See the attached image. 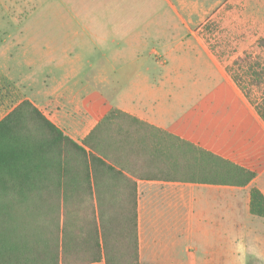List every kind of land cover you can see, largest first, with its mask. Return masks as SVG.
I'll return each instance as SVG.
<instances>
[{
	"label": "trees",
	"instance_id": "16d2710c",
	"mask_svg": "<svg viewBox=\"0 0 264 264\" xmlns=\"http://www.w3.org/2000/svg\"><path fill=\"white\" fill-rule=\"evenodd\" d=\"M250 74L264 118V71ZM255 176L118 108L79 143L24 100L0 122V264H141L136 178L246 186ZM251 213L264 217L256 187Z\"/></svg>",
	"mask_w": 264,
	"mask_h": 264
},
{
	"label": "crops",
	"instance_id": "0c3cea01",
	"mask_svg": "<svg viewBox=\"0 0 264 264\" xmlns=\"http://www.w3.org/2000/svg\"><path fill=\"white\" fill-rule=\"evenodd\" d=\"M54 50L48 47L44 51L48 65L41 66L49 68V77L61 66ZM3 54L8 59L6 51ZM114 57L122 60L123 54ZM136 60L128 66L134 67ZM24 61L28 66L34 64L28 58ZM115 65L118 63L108 53H103L99 64L91 62V68L100 71L87 83L86 95L80 96L73 86L61 84L35 89L37 72H22L13 63L0 61V122L24 100H30L46 118L82 143L112 108H118L256 172L246 186L136 178L140 261L232 264V243L243 244L246 252L264 259V217L251 213V189L256 187L264 195V118L257 109L261 99L244 92L222 67L221 74L232 86L230 93L201 94L198 102L197 98H184L188 94L140 93L113 105L109 100H117L118 94L113 88L110 93L112 81L107 71ZM70 79L69 74L64 83ZM125 81L122 78L119 83ZM127 81L132 82L130 78ZM142 84L143 89H152L151 79L139 82L140 90ZM15 124L21 130L26 126L37 130L39 120L18 118Z\"/></svg>",
	"mask_w": 264,
	"mask_h": 264
},
{
	"label": "rangeland",
	"instance_id": "374dc122",
	"mask_svg": "<svg viewBox=\"0 0 264 264\" xmlns=\"http://www.w3.org/2000/svg\"><path fill=\"white\" fill-rule=\"evenodd\" d=\"M48 47L61 63L50 77L41 68ZM103 53L118 63L107 71L110 93L118 94L109 104L150 92L188 94L196 102L201 94L230 93L222 67L259 97L250 72L264 71V0H0V61L37 72L35 89L61 84L85 96L100 71L90 63L99 64ZM133 58L135 66H128ZM150 79L152 89L140 90L138 83ZM232 264L264 259L232 243Z\"/></svg>",
	"mask_w": 264,
	"mask_h": 264
}]
</instances>
